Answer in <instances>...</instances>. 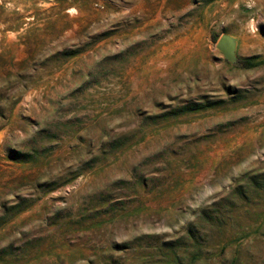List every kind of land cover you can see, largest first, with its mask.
I'll list each match as a JSON object with an SVG mask.
<instances>
[{
	"label": "rangeland",
	"instance_id": "rangeland-1",
	"mask_svg": "<svg viewBox=\"0 0 264 264\" xmlns=\"http://www.w3.org/2000/svg\"><path fill=\"white\" fill-rule=\"evenodd\" d=\"M0 264H264V0H0Z\"/></svg>",
	"mask_w": 264,
	"mask_h": 264
},
{
	"label": "water",
	"instance_id": "water-1",
	"mask_svg": "<svg viewBox=\"0 0 264 264\" xmlns=\"http://www.w3.org/2000/svg\"><path fill=\"white\" fill-rule=\"evenodd\" d=\"M215 47L229 63L239 65L240 60L236 52L237 39L229 35H222L218 38Z\"/></svg>",
	"mask_w": 264,
	"mask_h": 264
},
{
	"label": "trees",
	"instance_id": "trees-1",
	"mask_svg": "<svg viewBox=\"0 0 264 264\" xmlns=\"http://www.w3.org/2000/svg\"><path fill=\"white\" fill-rule=\"evenodd\" d=\"M239 64L244 67V68H250V67H255L257 64L254 62L253 59H245V60H240Z\"/></svg>",
	"mask_w": 264,
	"mask_h": 264
}]
</instances>
